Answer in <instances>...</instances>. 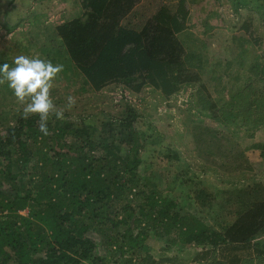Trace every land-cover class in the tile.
<instances>
[{
  "label": "trees",
  "instance_id": "16d2710c",
  "mask_svg": "<svg viewBox=\"0 0 264 264\" xmlns=\"http://www.w3.org/2000/svg\"><path fill=\"white\" fill-rule=\"evenodd\" d=\"M140 1L79 0L78 16L32 33L41 44L40 58L63 66L53 83L77 79L94 93L112 85L132 94L148 88L164 100L199 84L196 98L203 113L226 127L264 128V58L252 54L248 41L237 40L239 66L248 75L243 85L229 91V103L222 102L217 89L230 68L226 64L220 76L209 77L217 85L218 100L212 101L201 83L199 50L179 39L187 31L185 0L174 10L161 6L140 26L122 25ZM229 2L264 24V0ZM124 107L119 118L98 126L50 115L46 136L36 114L14 115L1 124L0 264H156L146 253L149 239L167 250L201 248L208 257L204 263L264 264V189L234 191L232 220L214 227L206 221L214 205L204 188L195 201L206 212H189L149 177H138L142 156L155 141L135 129L138 115ZM167 158L180 160L173 151ZM180 176L175 177L180 185L191 182ZM243 246L255 254L232 257ZM162 262L184 264L176 256Z\"/></svg>",
  "mask_w": 264,
  "mask_h": 264
},
{
  "label": "rangeland",
  "instance_id": "374dc122",
  "mask_svg": "<svg viewBox=\"0 0 264 264\" xmlns=\"http://www.w3.org/2000/svg\"><path fill=\"white\" fill-rule=\"evenodd\" d=\"M177 1L141 0L122 21V25L140 26L161 6L174 10ZM78 2L0 0L1 61L14 67L13 61L19 55L41 59L42 55L38 51L40 41L32 33L38 32L41 26L54 27L78 16ZM185 2L189 12L187 31L179 39L184 40L189 48L199 50L204 64L201 83L212 101L218 100L214 93L217 85L210 82L209 77L213 74L220 76L222 68L229 63L230 68L222 75L217 89L222 92V102L229 103V91L242 86L248 76L239 66L243 58L238 54L237 40H247L254 52L252 54L264 58V24L245 7L238 6L236 10L229 0ZM4 25L12 29L6 30ZM244 26L247 30L243 29ZM257 39L258 44L254 43ZM250 61L245 58L246 63ZM198 85L183 88L164 100L148 88L139 94H132L120 85H112L94 93L84 90L77 79L69 78L67 81L62 77L53 83L50 95L56 109L63 111V116L94 126L110 118H119L124 106H130L138 115L135 129L148 136L149 141H155L142 156L143 164L138 177H149L164 194H170L178 202L183 201L189 212H206L195 201L197 192L204 188L211 194L210 200L214 205L212 212L208 211L205 215L206 221L217 228V223L223 222L225 225L232 220L230 210L235 200L229 198L234 195V191L264 189V128L235 129L209 117L197 103ZM69 96L74 99L71 105L67 100ZM22 108L23 104L13 95L7 82L0 84V134L3 133L1 124L11 122L14 115H24ZM257 145L262 148H257ZM167 147L178 153L179 161L167 158H171V151ZM176 175L191 182L180 185L179 179H175ZM257 195L260 196V193L253 197L257 199ZM146 247V253L156 264H166L162 261L171 256H176L184 264H210L209 261L204 263L206 256L201 248H190L185 252H179L177 248L167 250L166 245L156 239H149ZM242 248L244 246L234 251L232 257L241 258L238 256L240 254L243 257L250 254L252 257L255 254L251 249Z\"/></svg>",
  "mask_w": 264,
  "mask_h": 264
},
{
  "label": "clouds",
  "instance_id": "9594fccd",
  "mask_svg": "<svg viewBox=\"0 0 264 264\" xmlns=\"http://www.w3.org/2000/svg\"><path fill=\"white\" fill-rule=\"evenodd\" d=\"M13 64L14 67L7 63L0 64V84L7 82L13 95L23 104L25 117L31 114L39 116V131L46 136L49 134L50 115L54 114L57 119L63 118V111L56 109L50 95L53 81L63 66L25 55L16 56ZM67 100L69 105L74 103L71 96Z\"/></svg>",
  "mask_w": 264,
  "mask_h": 264
},
{
  "label": "crops",
  "instance_id": "0c3cea01",
  "mask_svg": "<svg viewBox=\"0 0 264 264\" xmlns=\"http://www.w3.org/2000/svg\"><path fill=\"white\" fill-rule=\"evenodd\" d=\"M78 12H79V10H78ZM75 18V17H74ZM73 19V18H72ZM242 254H240V255H238V256H240L241 257V259H243V258H246L247 256H241Z\"/></svg>",
  "mask_w": 264,
  "mask_h": 264
}]
</instances>
